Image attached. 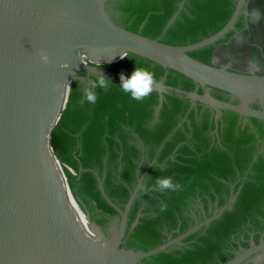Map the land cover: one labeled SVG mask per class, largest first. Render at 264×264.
Here are the masks:
<instances>
[{"label":"trees","instance_id":"obj_1","mask_svg":"<svg viewBox=\"0 0 264 264\" xmlns=\"http://www.w3.org/2000/svg\"><path fill=\"white\" fill-rule=\"evenodd\" d=\"M180 2L107 0L106 9L119 25L156 38ZM236 2L186 0L162 41L187 45L211 36L229 21ZM243 26L241 15L234 29L220 40L188 54L211 63L217 45ZM125 56L97 66L107 72L103 75L112 83L107 92L93 90L97 95L95 104L84 98L86 81H72L69 98L67 95L61 117L51 132L53 154L49 152L76 172L74 175L62 167L59 177L66 175L91 220L107 233L110 223L120 218L118 210L101 193L92 170L103 180L111 202L123 210L138 177L149 167L142 185L150 190L138 191L121 247L154 249L215 215V210L229 204L232 196L235 198L220 216L185 237L183 244L145 258L142 264H226L248 249L251 240L255 244L264 242V119L222 108L216 120L215 110L191 98L192 92L204 94V88L194 80L140 55L129 52ZM137 66L153 72L165 91L155 89L142 103L124 93L120 75L131 78ZM99 74L89 75L95 80ZM210 93L222 102L240 103L239 98L221 89L211 88ZM252 107L261 109L258 102ZM80 166L84 170L77 180ZM163 176L179 184V190L153 187L155 180ZM162 204L167 205L165 212L159 211ZM138 216L137 224L132 226Z\"/></svg>","mask_w":264,"mask_h":264},{"label":"water","instance_id":"obj_2","mask_svg":"<svg viewBox=\"0 0 264 264\" xmlns=\"http://www.w3.org/2000/svg\"><path fill=\"white\" fill-rule=\"evenodd\" d=\"M106 1L0 0V264H142L145 258L183 244L185 237L220 216L235 198L215 210V215L148 251L121 244L139 191L136 186L142 185L141 177L149 167L138 177L123 210L111 202L103 180L92 170L101 193L120 213V218L111 223L110 234L91 220L81 196L72 191L65 175L87 221L100 230L103 241L69 208L49 151L51 132L62 114L53 125L62 102V84L67 78L71 85L74 79H86L80 72L106 74L97 66L134 53L176 70L203 87V95L192 92L190 96L215 110L216 120L222 108L264 119V111L247 105L248 101L264 102V0H237L231 18L219 31L187 45L162 41L186 0H181L156 38L116 23L109 16ZM256 10L260 12L258 20L253 16ZM241 15L244 26L217 45L211 63L188 54L220 40L234 29ZM41 51L47 53L50 63L41 62ZM83 59H94L89 60L94 65L76 68ZM211 88L229 92L240 103L222 102L212 96ZM155 89L164 92L166 88L163 82H157ZM62 164L71 172V167ZM83 170L80 166L77 180ZM226 264H264V242L255 244L251 240L248 249Z\"/></svg>","mask_w":264,"mask_h":264},{"label":"clouds","instance_id":"obj_3","mask_svg":"<svg viewBox=\"0 0 264 264\" xmlns=\"http://www.w3.org/2000/svg\"><path fill=\"white\" fill-rule=\"evenodd\" d=\"M253 16L255 19L260 18V12L258 10L253 12ZM121 59L126 58V56H120ZM40 60L44 64L50 63L49 56L46 52L41 51ZM137 65V64H136ZM101 68V67H99ZM121 86L120 88L126 94L130 93L131 98L138 102H143L146 97H148L154 90L157 81L155 79V74L149 71L144 67H136L135 71L132 73L131 78L126 77L123 73L120 75ZM111 80L103 75L102 72L98 76H96L95 80H91V87L85 89L84 98L88 103L95 104L97 101V95L93 91L96 88H100L103 91L107 92L109 85H111ZM65 87H70L69 84L65 85ZM143 179V177H141ZM158 186L160 189L167 191H177L180 188L179 184H176L172 181L170 177H160L155 180V185L153 187ZM139 188L140 192L147 193L150 189L147 185H137L136 188ZM167 209L166 204H162L160 206L159 211L165 212Z\"/></svg>","mask_w":264,"mask_h":264},{"label":"bare ground","instance_id":"obj_4","mask_svg":"<svg viewBox=\"0 0 264 264\" xmlns=\"http://www.w3.org/2000/svg\"><path fill=\"white\" fill-rule=\"evenodd\" d=\"M89 60H94V59H83V60H81V61H79V62L76 64V68L86 66V63H87V61H89ZM76 68H75V69H76ZM67 83H69V85H71V79H70V78H67V79L63 82V84H62L63 94H64V91H65V96H64V99H63V96H62L63 102H62V105L60 106L59 112L57 113V115H58V116H56V117H57V120H56V118H55L56 122H57L58 119H59V115H60V113H61V111H62V109H63V107H64V104H65V102H66L67 95H68L69 90H70V87H65V85H67ZM55 120H54V122H53L54 125L56 124ZM50 151H51V150H50ZM51 153H52V151H51ZM52 154H53V153H52ZM53 156H54V155H53ZM53 156L51 155L53 165L55 166L57 172L59 171V173H60V170H61L62 167L64 168V165H63V164H60L59 161H58L57 159H55L56 157L54 156V157H55V158H54ZM61 175H62V172H61ZM62 177H63V178H62V179L60 178V180H61V185H62V189H63V194H64V197H65V199H66V202H67L69 208H70L71 211L75 214L77 220H78L81 224H83V225H87V226L91 227V228L93 229L95 235L97 236V238L100 239L101 241H103L104 239H103V236L101 235L100 230H99L98 228H96L95 226H93L92 224H90V223L87 221V218H86L84 212L81 210V208H80L79 204L77 203V201L75 200V198H74V196H73V194H72V192H71L69 186L67 185L65 177H64L63 175H62ZM63 182H64V184H65V188H66V189H65L64 186H63ZM74 205H75L76 207H75Z\"/></svg>","mask_w":264,"mask_h":264},{"label":"flooded vegetation","instance_id":"obj_5","mask_svg":"<svg viewBox=\"0 0 264 264\" xmlns=\"http://www.w3.org/2000/svg\"><path fill=\"white\" fill-rule=\"evenodd\" d=\"M87 76V78L86 79H83V80H85L86 81V84H85V89L86 88H88V87H91V77H90V75H86ZM256 102H258V101H256ZM259 103V102H258ZM254 104V103H253ZM260 104V103H259ZM260 106H261V109L260 110H262V111H264V108H263V106L260 104ZM220 116V115H219ZM219 118V117H218ZM75 206V205H74ZM76 207V206H75ZM110 227H111V223H110V225L108 226V228H107V233L108 234H110V231H109V229H110ZM263 243V242H262Z\"/></svg>","mask_w":264,"mask_h":264},{"label":"rangeland","instance_id":"obj_6","mask_svg":"<svg viewBox=\"0 0 264 264\" xmlns=\"http://www.w3.org/2000/svg\"><path fill=\"white\" fill-rule=\"evenodd\" d=\"M255 101H248L247 102V105L249 106V107H251V108H253L252 107V104L254 103ZM261 105L263 106V108H264V102L263 103H261ZM254 109V108H253ZM71 172H72V174H74V175H76V172L71 168ZM94 204V203H93ZM94 206H95V204H94Z\"/></svg>","mask_w":264,"mask_h":264},{"label":"built area","instance_id":"obj_7","mask_svg":"<svg viewBox=\"0 0 264 264\" xmlns=\"http://www.w3.org/2000/svg\"><path fill=\"white\" fill-rule=\"evenodd\" d=\"M90 64H94L92 61H87L86 66H89Z\"/></svg>","mask_w":264,"mask_h":264}]
</instances>
